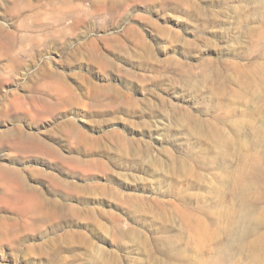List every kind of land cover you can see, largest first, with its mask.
I'll list each match as a JSON object with an SVG mask.
<instances>
[{"label":"rangeland","instance_id":"obj_1","mask_svg":"<svg viewBox=\"0 0 264 264\" xmlns=\"http://www.w3.org/2000/svg\"><path fill=\"white\" fill-rule=\"evenodd\" d=\"M0 26V165L59 210L0 264H264V0H0Z\"/></svg>","mask_w":264,"mask_h":264},{"label":"bare ground","instance_id":"obj_2","mask_svg":"<svg viewBox=\"0 0 264 264\" xmlns=\"http://www.w3.org/2000/svg\"><path fill=\"white\" fill-rule=\"evenodd\" d=\"M22 28H24V26H22L21 29ZM12 34H9L4 26H0V88L3 85H7L9 81L4 77V71L7 67V64L3 63L4 58H6L7 56L6 60H10V67H16L18 65L17 60L10 58L9 55L13 52H16V47H14L13 42H11ZM41 77L43 79L47 78L48 73H46L45 76ZM37 80L38 78L34 77L31 78L29 82L34 83ZM32 93L31 95L33 96L35 93ZM44 100L42 102H44ZM3 134L4 132H2V135H0V142H4L6 140V135ZM21 136H19L18 139L16 138L17 143L14 142L16 145L22 143L23 139L21 138ZM28 138L32 141L34 150L42 153L48 161L56 163L66 162L65 157L56 152L55 148H53L50 144L43 142L44 140L42 141L41 138L39 139L37 135H29ZM13 139L14 138L12 137V139H10V142ZM11 145L13 146V144ZM44 176L49 180H54L53 174L46 173ZM68 193L66 192L64 194L67 195ZM45 202L46 198L44 197V195L40 193L37 188L30 187L26 183L24 177H22V174L19 170L7 167L5 165H0V249L3 246H6L5 244L15 242V239L19 235L20 228L24 230L40 231L43 227L56 223L57 214L59 211L57 206L54 203L44 205ZM8 212L14 213V215L17 216V219L14 221L12 219H9L7 216ZM10 237L11 239H9ZM43 253L46 254V251H44Z\"/></svg>","mask_w":264,"mask_h":264}]
</instances>
